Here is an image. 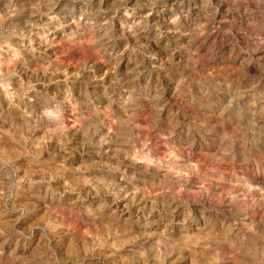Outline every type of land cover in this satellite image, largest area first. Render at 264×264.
<instances>
[{
  "label": "rangeland",
  "instance_id": "1",
  "mask_svg": "<svg viewBox=\"0 0 264 264\" xmlns=\"http://www.w3.org/2000/svg\"><path fill=\"white\" fill-rule=\"evenodd\" d=\"M0 264H264V0H0Z\"/></svg>",
  "mask_w": 264,
  "mask_h": 264
}]
</instances>
